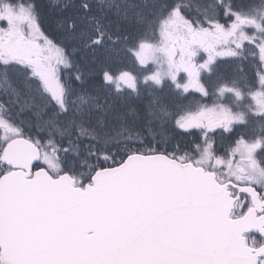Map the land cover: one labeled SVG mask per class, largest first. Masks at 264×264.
Instances as JSON below:
<instances>
[{
  "label": "snow or ice",
  "instance_id": "6c2138e0",
  "mask_svg": "<svg viewBox=\"0 0 264 264\" xmlns=\"http://www.w3.org/2000/svg\"><path fill=\"white\" fill-rule=\"evenodd\" d=\"M0 264H264V0H0Z\"/></svg>",
  "mask_w": 264,
  "mask_h": 264
},
{
  "label": "flooded vegetation",
  "instance_id": "af4514ba",
  "mask_svg": "<svg viewBox=\"0 0 264 264\" xmlns=\"http://www.w3.org/2000/svg\"><path fill=\"white\" fill-rule=\"evenodd\" d=\"M254 64H250L249 65V75L251 76L252 75V70L255 68V62H253ZM190 98H199L198 94L194 93L193 92V97H190ZM206 103H211V101H205Z\"/></svg>",
  "mask_w": 264,
  "mask_h": 264
},
{
  "label": "trees",
  "instance_id": "16d2710c",
  "mask_svg": "<svg viewBox=\"0 0 264 264\" xmlns=\"http://www.w3.org/2000/svg\"><path fill=\"white\" fill-rule=\"evenodd\" d=\"M37 2L41 3V4H47V3H51L52 0H37ZM45 29H48V25L45 24Z\"/></svg>",
  "mask_w": 264,
  "mask_h": 264
},
{
  "label": "rangeland",
  "instance_id": "374dc122",
  "mask_svg": "<svg viewBox=\"0 0 264 264\" xmlns=\"http://www.w3.org/2000/svg\"><path fill=\"white\" fill-rule=\"evenodd\" d=\"M252 64H254V63L252 62Z\"/></svg>",
  "mask_w": 264,
  "mask_h": 264
}]
</instances>
